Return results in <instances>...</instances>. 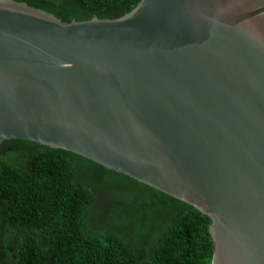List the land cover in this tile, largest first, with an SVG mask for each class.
<instances>
[{
    "label": "water",
    "instance_id": "obj_1",
    "mask_svg": "<svg viewBox=\"0 0 264 264\" xmlns=\"http://www.w3.org/2000/svg\"><path fill=\"white\" fill-rule=\"evenodd\" d=\"M72 152L211 220L212 264H264V0H141L63 22L0 0V147Z\"/></svg>",
    "mask_w": 264,
    "mask_h": 264
},
{
    "label": "trees",
    "instance_id": "obj_2",
    "mask_svg": "<svg viewBox=\"0 0 264 264\" xmlns=\"http://www.w3.org/2000/svg\"><path fill=\"white\" fill-rule=\"evenodd\" d=\"M63 22L117 19L141 0H16ZM211 220L72 152L0 147V264H212Z\"/></svg>",
    "mask_w": 264,
    "mask_h": 264
}]
</instances>
